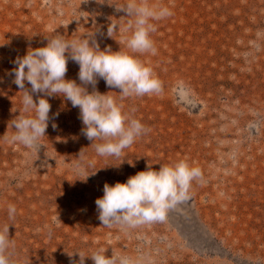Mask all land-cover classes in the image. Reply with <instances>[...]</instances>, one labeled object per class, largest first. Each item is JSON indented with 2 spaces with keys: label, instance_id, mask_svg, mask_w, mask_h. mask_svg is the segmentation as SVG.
<instances>
[{
  "label": "rangeland",
  "instance_id": "rangeland-1",
  "mask_svg": "<svg viewBox=\"0 0 264 264\" xmlns=\"http://www.w3.org/2000/svg\"><path fill=\"white\" fill-rule=\"evenodd\" d=\"M164 2L173 15L155 22L156 55L137 54L162 91L122 101L150 131L121 156L102 157L82 132L79 108L61 97H46L41 150L9 142L23 95L14 61L57 33L72 40L97 30L101 49H125L129 18L113 5L125 0H0V227L10 225L28 264H79L75 252L98 247L109 257L143 255L146 264H264V0ZM78 71L69 60L66 78L79 83ZM96 87L119 100L103 79ZM80 152L85 175L73 171ZM180 159L200 167L203 182L193 181L191 198L166 221L128 232L102 225L95 201L105 183Z\"/></svg>",
  "mask_w": 264,
  "mask_h": 264
},
{
  "label": "clouds",
  "instance_id": "clouds-1",
  "mask_svg": "<svg viewBox=\"0 0 264 264\" xmlns=\"http://www.w3.org/2000/svg\"><path fill=\"white\" fill-rule=\"evenodd\" d=\"M113 5L129 18L124 29L125 49H101L95 39L97 30L72 40L57 33L46 36L45 46L29 47L25 55L16 58L14 83L23 93L22 110L19 109V115L13 119L14 133L9 142H18L33 151L43 148L40 140L46 135L51 118V104L46 97H61L79 108L84 125L82 132L92 142L98 156L119 157L124 149L150 131L134 115V109L125 110L122 101L162 91V82L153 68L137 54L156 55L157 48L152 38L157 31L155 22L171 17L173 10L164 0H125L119 7ZM116 27L118 25L112 24L108 27L109 37ZM69 60L79 65V83L76 79L66 78ZM100 79L110 88L120 90L119 100L109 94L116 91L101 93L98 90L96 86ZM26 82L31 85L30 89L25 86ZM33 94H41L38 102ZM53 115L58 116V113ZM85 159L80 152L73 164L77 175L87 172L83 163ZM93 163L89 161V164ZM193 181L203 182V173L200 167L187 159L161 164L158 170L149 164L146 170L130 176L126 182L105 183L103 196L95 201L98 218L103 226L118 227L122 232L164 222L169 210L191 198ZM16 212V206L9 204V219H14ZM9 226L0 227V264H28L27 259L15 253ZM106 250L98 247L90 255L80 251L75 253L79 255V264H85L86 257H90L94 264H146L143 255L134 257L113 251L109 257Z\"/></svg>",
  "mask_w": 264,
  "mask_h": 264
}]
</instances>
